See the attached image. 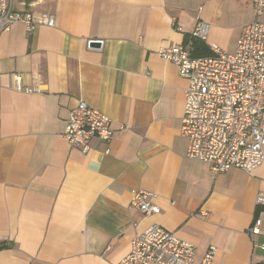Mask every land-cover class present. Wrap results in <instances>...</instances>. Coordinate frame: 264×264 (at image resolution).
<instances>
[{"label": "crops", "instance_id": "1", "mask_svg": "<svg viewBox=\"0 0 264 264\" xmlns=\"http://www.w3.org/2000/svg\"><path fill=\"white\" fill-rule=\"evenodd\" d=\"M11 2L36 16L52 13L55 25L0 32V264H115L151 224L192 243L196 261L214 246L211 264H264V205L256 204L264 161L214 174L187 157L180 126L188 81L156 54L179 44L233 52L255 19L251 3ZM257 19L264 22V12ZM198 20L209 24L206 42L190 35ZM15 76L39 91L17 90ZM78 100L111 118L109 153L95 138L82 152L62 136ZM134 190L153 194L159 212L132 208Z\"/></svg>", "mask_w": 264, "mask_h": 264}, {"label": "built area", "instance_id": "2", "mask_svg": "<svg viewBox=\"0 0 264 264\" xmlns=\"http://www.w3.org/2000/svg\"><path fill=\"white\" fill-rule=\"evenodd\" d=\"M249 1L255 19L245 24L233 52L209 46V53L194 55L183 44L160 46L156 54L172 62L180 76L188 81L180 134L187 140L186 156L205 162L212 173L230 168L252 171L264 161V22L257 18L264 12V0ZM23 25L26 32L39 25L53 27L52 13L39 16L27 10H15L11 0H0V32L12 25ZM209 24L198 20L191 37L206 42ZM15 87L23 92H38V87H23L15 76ZM62 136L70 147L87 152L90 141L97 139L109 153L112 136L111 118L78 100L69 109ZM153 194L134 190L130 206L143 215L156 214ZM257 205H264L258 193ZM261 219L248 228L253 238L260 234ZM264 250V243L259 244ZM215 247L209 246L199 261L195 246L173 232L151 224L136 234L129 252L115 264H211Z\"/></svg>", "mask_w": 264, "mask_h": 264}, {"label": "water", "instance_id": "3", "mask_svg": "<svg viewBox=\"0 0 264 264\" xmlns=\"http://www.w3.org/2000/svg\"><path fill=\"white\" fill-rule=\"evenodd\" d=\"M101 40H90L89 45L90 46H100L101 45Z\"/></svg>", "mask_w": 264, "mask_h": 264}, {"label": "trees", "instance_id": "4", "mask_svg": "<svg viewBox=\"0 0 264 264\" xmlns=\"http://www.w3.org/2000/svg\"><path fill=\"white\" fill-rule=\"evenodd\" d=\"M195 42H198V40H195ZM200 42V41H199ZM200 44V43H199ZM199 47V46H198ZM202 48V47H201ZM202 50V49H201ZM209 53V49H207L206 51H197L196 53H193L194 55H199V54H207Z\"/></svg>", "mask_w": 264, "mask_h": 264}]
</instances>
